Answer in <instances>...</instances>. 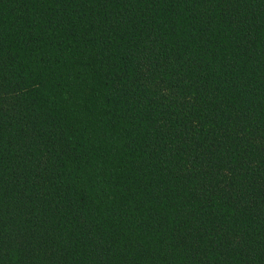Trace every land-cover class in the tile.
Returning <instances> with one entry per match:
<instances>
[{"label":"trees","instance_id":"1","mask_svg":"<svg viewBox=\"0 0 264 264\" xmlns=\"http://www.w3.org/2000/svg\"><path fill=\"white\" fill-rule=\"evenodd\" d=\"M0 264H264V0H0Z\"/></svg>","mask_w":264,"mask_h":264}]
</instances>
